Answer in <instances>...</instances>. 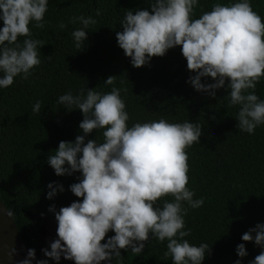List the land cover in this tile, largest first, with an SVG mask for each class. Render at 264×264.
Here are the masks:
<instances>
[{
	"label": "clouds",
	"instance_id": "9594fccd",
	"mask_svg": "<svg viewBox=\"0 0 264 264\" xmlns=\"http://www.w3.org/2000/svg\"><path fill=\"white\" fill-rule=\"evenodd\" d=\"M197 4L198 0H153L147 9H129L120 22L122 31L116 32L117 45L135 68L180 46L187 69L194 73L186 83L212 98L218 89L230 90L229 104L239 106L234 117L237 128L253 134L264 124V100L255 92L264 77V18L253 10L250 0L215 3L210 11L193 18ZM48 7L49 0H0V89L10 87L18 76L27 79L42 63L44 44L32 38L29 25L43 28ZM77 20L81 27L71 36L80 51L87 40L86 29L96 21L91 15L70 18L73 23ZM64 27L61 23L60 28ZM114 77L108 76L104 84L113 85ZM202 78L213 82H202ZM57 103L82 113L78 125L82 134L73 141H60L54 154L47 156V163L57 176L80 173L69 190L82 199L58 211L49 206L57 222V238L41 249L45 259L36 260L35 249L29 248L19 264L33 260L49 264V259L60 264L62 256L74 264H101L122 258V249L142 252L152 238L167 241L165 256L171 257L172 264H202L210 246L184 239L191 233L185 228L188 209L204 203L202 197L193 199V191L186 186V149L200 143L202 127L190 121L170 123L164 118L129 126V114L117 87L106 93L87 89L73 95L69 91L60 95ZM40 109L37 100L32 111L40 113ZM98 129H103V142L95 138L85 142ZM47 188L45 198L49 200L64 192L63 185L55 181ZM168 195L172 201L157 204ZM109 231L114 235L105 239ZM241 240L254 241L261 248L249 264H264V223L244 232ZM235 251L239 258L248 255L244 243L237 244ZM16 252L13 248L10 256Z\"/></svg>",
	"mask_w": 264,
	"mask_h": 264
},
{
	"label": "trees",
	"instance_id": "16d2710c",
	"mask_svg": "<svg viewBox=\"0 0 264 264\" xmlns=\"http://www.w3.org/2000/svg\"><path fill=\"white\" fill-rule=\"evenodd\" d=\"M153 0H49L44 27L30 23L32 38L40 40L42 63L32 69L27 78H14V83L0 89V198L10 211L27 249H35L36 260L45 259L42 248L49 243L39 234L42 222H32L26 212L41 214L55 220L49 212L56 211L82 198L75 197L69 185L78 182L80 173L57 176L47 163L60 141H73L79 130L82 113L64 109L57 98L71 91L93 89L101 93L120 89L129 114V126L136 122L166 119L170 123L190 121L202 127L200 143L186 149L188 155V184L193 199L203 198L196 209H188L184 237L190 244L206 243L210 251L202 264H249L261 248L254 241H242L241 236L257 223H264V124L253 134L240 131L234 118L239 106L229 104L228 91L216 90L215 98L195 91L186 83L190 72L180 46L169 49L163 57H153L146 66L135 68L116 42V32L129 9H147ZM229 0H198L194 17L210 11L215 3ZM234 2V0H233ZM254 11L264 18V0H250ZM99 10V15L96 11ZM91 15L96 23L86 31L87 40L79 51L71 33L80 22L70 18ZM63 23L65 27L60 28ZM3 22L0 21V27ZM24 37H18L22 41ZM50 57V58H49ZM108 76L113 85L104 84ZM202 82L212 83L211 78ZM227 83V81H226ZM87 88V89H86ZM251 91V90H250ZM255 92L264 100V77ZM39 100L40 113L32 106ZM103 129L86 137L103 142ZM57 182L64 192L49 200V182ZM171 195L157 204L172 201ZM187 207V204L184 205ZM114 235L109 231L105 239ZM255 233H253V236ZM104 241H102L103 243ZM244 243L247 256L236 255V245ZM167 241L152 238L140 253L121 250L122 258L115 264H172L165 256ZM49 264H55L49 259ZM60 264H67L62 259Z\"/></svg>",
	"mask_w": 264,
	"mask_h": 264
},
{
	"label": "water",
	"instance_id": "95a60500",
	"mask_svg": "<svg viewBox=\"0 0 264 264\" xmlns=\"http://www.w3.org/2000/svg\"><path fill=\"white\" fill-rule=\"evenodd\" d=\"M8 213H10V211L0 198V264H19V261L25 258L28 249L12 215H9ZM26 214L32 222H42V225L39 228V234L46 242L50 243L57 238L56 220L30 211H27ZM13 248H15L17 252L14 256H10ZM61 259L67 264H74V261L65 260L63 259V256ZM31 264H36V260H33ZM101 264L115 263L113 261H102Z\"/></svg>",
	"mask_w": 264,
	"mask_h": 264
}]
</instances>
